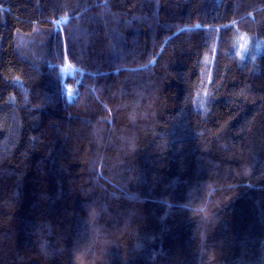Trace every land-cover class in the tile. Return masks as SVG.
Masks as SVG:
<instances>
[{"label": "trees", "instance_id": "16d2710c", "mask_svg": "<svg viewBox=\"0 0 264 264\" xmlns=\"http://www.w3.org/2000/svg\"><path fill=\"white\" fill-rule=\"evenodd\" d=\"M0 264H264V0H0Z\"/></svg>", "mask_w": 264, "mask_h": 264}, {"label": "snow or ice", "instance_id": "6c2138e0", "mask_svg": "<svg viewBox=\"0 0 264 264\" xmlns=\"http://www.w3.org/2000/svg\"><path fill=\"white\" fill-rule=\"evenodd\" d=\"M242 39H243V37H242ZM68 92H69V94H72V89H68Z\"/></svg>", "mask_w": 264, "mask_h": 264}]
</instances>
